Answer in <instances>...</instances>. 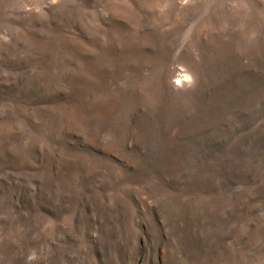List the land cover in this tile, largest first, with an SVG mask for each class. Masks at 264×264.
<instances>
[{
	"label": "rangeland",
	"instance_id": "1",
	"mask_svg": "<svg viewBox=\"0 0 264 264\" xmlns=\"http://www.w3.org/2000/svg\"><path fill=\"white\" fill-rule=\"evenodd\" d=\"M0 264H264V0H0Z\"/></svg>",
	"mask_w": 264,
	"mask_h": 264
}]
</instances>
